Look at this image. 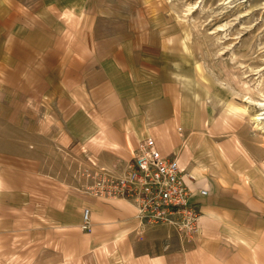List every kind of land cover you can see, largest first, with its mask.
Returning <instances> with one entry per match:
<instances>
[{"label":"crops","instance_id":"1","mask_svg":"<svg viewBox=\"0 0 264 264\" xmlns=\"http://www.w3.org/2000/svg\"><path fill=\"white\" fill-rule=\"evenodd\" d=\"M154 5L0 0V264H264V170ZM147 137L192 178L196 235L71 182Z\"/></svg>","mask_w":264,"mask_h":264},{"label":"rangeland","instance_id":"2","mask_svg":"<svg viewBox=\"0 0 264 264\" xmlns=\"http://www.w3.org/2000/svg\"><path fill=\"white\" fill-rule=\"evenodd\" d=\"M153 1L159 23L175 36L193 73L214 96L216 113L229 117L230 127L237 129L248 154L264 170V0ZM256 115L260 120H253ZM121 164L113 163L114 171L107 170L118 177L126 166ZM62 165L71 171L80 165L84 169L85 164L63 161ZM74 181L83 183L80 177H71ZM152 225L148 227L161 226Z\"/></svg>","mask_w":264,"mask_h":264},{"label":"built area","instance_id":"3","mask_svg":"<svg viewBox=\"0 0 264 264\" xmlns=\"http://www.w3.org/2000/svg\"><path fill=\"white\" fill-rule=\"evenodd\" d=\"M91 166L92 169L83 173V191L94 197L130 202L142 223L170 226L185 236L196 234L200 210L198 204L192 202L194 194L188 185L192 178L180 167L177 158L172 154L164 155L152 138L137 143L118 177L93 163ZM198 194L205 196L206 191L200 190ZM82 217L87 221L86 209Z\"/></svg>","mask_w":264,"mask_h":264},{"label":"bare ground","instance_id":"4","mask_svg":"<svg viewBox=\"0 0 264 264\" xmlns=\"http://www.w3.org/2000/svg\"><path fill=\"white\" fill-rule=\"evenodd\" d=\"M259 106H263V104H259ZM263 109V108H262ZM253 120H256V121H258V120H260V118H258V115H256V116H254L253 117ZM151 138V137H150ZM153 139V138H152ZM154 140V139H153Z\"/></svg>","mask_w":264,"mask_h":264}]
</instances>
